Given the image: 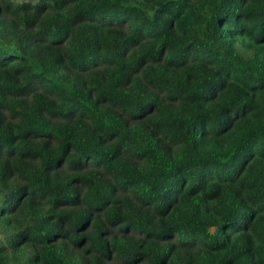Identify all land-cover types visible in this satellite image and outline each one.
Listing matches in <instances>:
<instances>
[{"label": "trees", "instance_id": "obj_1", "mask_svg": "<svg viewBox=\"0 0 264 264\" xmlns=\"http://www.w3.org/2000/svg\"><path fill=\"white\" fill-rule=\"evenodd\" d=\"M0 264H264V0H0Z\"/></svg>", "mask_w": 264, "mask_h": 264}, {"label": "rangeland", "instance_id": "obj_2", "mask_svg": "<svg viewBox=\"0 0 264 264\" xmlns=\"http://www.w3.org/2000/svg\"><path fill=\"white\" fill-rule=\"evenodd\" d=\"M0 237H1V235H0Z\"/></svg>", "mask_w": 264, "mask_h": 264}]
</instances>
